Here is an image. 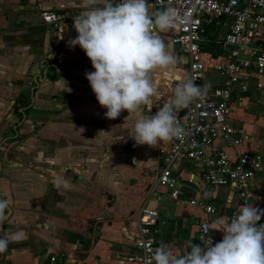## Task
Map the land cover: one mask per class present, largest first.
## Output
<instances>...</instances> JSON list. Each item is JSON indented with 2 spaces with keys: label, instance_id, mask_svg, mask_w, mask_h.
Instances as JSON below:
<instances>
[{
  "label": "crops",
  "instance_id": "1",
  "mask_svg": "<svg viewBox=\"0 0 264 264\" xmlns=\"http://www.w3.org/2000/svg\"><path fill=\"white\" fill-rule=\"evenodd\" d=\"M147 2L153 12L163 10L154 0ZM87 7L88 0H0V201H7L0 238L23 234L0 253V264H46L53 253L59 264H138L130 255L145 202L159 211L157 247L165 244L183 254L190 241H222L217 219L223 209L244 204L229 186H205L204 166L185 159L175 167L192 181L186 195L208 198L217 211L174 200L164 188L151 193L163 163L160 149L172 140L138 145L132 138L135 123L169 102L176 84L187 80L190 58L173 44L170 30L154 28L176 64L154 73L159 96L142 111L124 110L108 119L85 76L95 71L90 59L79 45H68L78 35L74 16ZM44 10L66 16L62 34L43 21ZM218 26L217 39L230 29L228 21ZM212 34L204 43L215 51L203 52L211 79L219 84L216 66L227 56L212 44ZM231 122L253 138L227 148L231 157L246 151L264 157V87L237 91ZM252 186L255 196L248 204L264 210V164ZM204 222L211 227L206 238Z\"/></svg>",
  "mask_w": 264,
  "mask_h": 264
},
{
  "label": "built area",
  "instance_id": "2",
  "mask_svg": "<svg viewBox=\"0 0 264 264\" xmlns=\"http://www.w3.org/2000/svg\"><path fill=\"white\" fill-rule=\"evenodd\" d=\"M154 6L163 10L173 7L178 15L187 17L185 23L169 30L173 44L190 58L187 80L207 85V92L202 100L176 113L185 130L184 135L160 149L163 163L151 193L164 188L174 200L197 205L209 214L215 213L216 204L208 198L186 195L184 188L192 181H185L175 167L185 159L204 166L205 186H229L237 191L244 204H248L255 196L252 185L264 164V157L255 151H246L233 158L227 148H236L253 140L247 132L233 125L231 114L237 91L264 87V0H154ZM41 17L61 34L68 23L66 16L57 11L44 10ZM223 21L229 22L230 29L217 39V43L225 50L227 62L216 66L221 79L216 84L211 79L202 44L206 26L220 25ZM237 210L225 208L222 217L230 220ZM138 219L139 233L130 260L154 264L150 258L157 248L154 234L159 211L145 202L140 207ZM210 229L208 222L202 223L201 237H208ZM46 264H59L58 254L50 255Z\"/></svg>",
  "mask_w": 264,
  "mask_h": 264
},
{
  "label": "clouds",
  "instance_id": "3",
  "mask_svg": "<svg viewBox=\"0 0 264 264\" xmlns=\"http://www.w3.org/2000/svg\"><path fill=\"white\" fill-rule=\"evenodd\" d=\"M152 7L147 0H88V7L73 18L78 35L68 45H79L90 59L95 71L85 72V76L97 101L107 109L108 119L118 118L124 110L129 114L142 111V106L159 96L154 73L171 71L176 64L154 28L173 29L187 17L178 15L173 7L155 12ZM172 91V98L154 115H142L136 121L132 138L138 145L154 147L182 137L185 130L176 113L202 100L207 85L181 80ZM6 207L7 201H0V222L7 219ZM262 217L264 210L245 203L230 220L217 219L222 241H190V250L183 254L161 244L150 259L154 264H264V224H258ZM22 236L17 232L0 238V253Z\"/></svg>",
  "mask_w": 264,
  "mask_h": 264
},
{
  "label": "trees",
  "instance_id": "4",
  "mask_svg": "<svg viewBox=\"0 0 264 264\" xmlns=\"http://www.w3.org/2000/svg\"><path fill=\"white\" fill-rule=\"evenodd\" d=\"M218 25L217 24H213V25H207L206 26V31H205V36H207L208 35V33H211V32H214V35H213V37H212V44H215V45H220V44H218L217 43V34H218ZM216 33V34H215ZM221 46V45H220ZM211 46L208 44V43H203L202 44V50L203 51H215V50H212L211 48H210ZM222 47V46H221ZM222 49V48H221Z\"/></svg>",
  "mask_w": 264,
  "mask_h": 264
},
{
  "label": "rangeland",
  "instance_id": "5",
  "mask_svg": "<svg viewBox=\"0 0 264 264\" xmlns=\"http://www.w3.org/2000/svg\"><path fill=\"white\" fill-rule=\"evenodd\" d=\"M218 75V74H217ZM219 77V76H218ZM219 79H220V77H219ZM213 80V79H212ZM213 81H215V78H214V80ZM235 93H236V91H235Z\"/></svg>",
  "mask_w": 264,
  "mask_h": 264
}]
</instances>
